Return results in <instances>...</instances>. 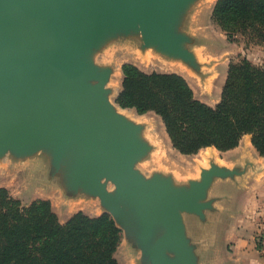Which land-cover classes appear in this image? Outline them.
<instances>
[{
  "label": "water",
  "instance_id": "1",
  "mask_svg": "<svg viewBox=\"0 0 264 264\" xmlns=\"http://www.w3.org/2000/svg\"><path fill=\"white\" fill-rule=\"evenodd\" d=\"M190 1L0 0V159L44 151L53 167L73 159L67 171L60 164L55 170L62 173H52L62 182L71 174L73 186L99 193L112 184L118 200L108 207L122 230L115 203L133 210V238L141 229L150 234L156 223L166 229L156 241L142 239L149 264H196L182 213L209 208L216 173L207 171L189 190L140 174L136 158L147 147L139 129L107 98L109 73L99 74L86 55L105 34L139 26L147 44L188 57L172 25Z\"/></svg>",
  "mask_w": 264,
  "mask_h": 264
},
{
  "label": "rangeland",
  "instance_id": "2",
  "mask_svg": "<svg viewBox=\"0 0 264 264\" xmlns=\"http://www.w3.org/2000/svg\"><path fill=\"white\" fill-rule=\"evenodd\" d=\"M217 2L191 0L173 21L174 34L183 37L182 48L189 52L186 58L170 54L155 43L147 44L139 26L116 29L105 34L86 55L87 61L97 68L99 74L109 73L107 98L120 114L139 129L137 137L147 147L136 158L135 169L140 174L147 179L161 177L177 189L189 190L195 182L202 180L207 171L216 173L206 199L210 209L203 210L201 215L182 213L184 233L190 247L194 249L196 264L204 263L200 261L202 257L198 254L195 242L212 235L205 230L203 222H206L208 213L216 210L215 203L219 199L211 197L215 184V191L231 194V201L237 200V207L247 212L246 216L254 227L253 237L257 249H260V254L264 253V213L258 214L261 208L264 210V156L253 146L250 134L243 137L240 148L234 152L223 154L214 147H208L197 154H182L174 148L165 124L157 113H140L135 108H123L118 103V97L123 89L124 66L130 64L147 74L174 73L182 76L198 100L214 107L221 101L231 62L247 57L256 65L264 64L263 40L254 34L239 33L230 37L214 19ZM18 155L22 156L23 152ZM19 160L22 158L0 159V185L8 183L10 193L22 196L24 205H30L29 201L38 199L46 191L49 193V183L59 186L56 180L50 182L48 176L60 172L55 170L60 164L63 165L62 169L73 164L72 158L66 164L56 160L54 167L49 164V159L41 156L26 162ZM6 163H10L9 171H2L1 167H5L3 164ZM63 170L67 171L65 168ZM78 203V200L72 202L75 205L73 211L79 209ZM96 203L87 210L89 214L99 213ZM59 206L64 208L63 204ZM114 207L119 212L117 220L123 227L121 244L116 254L118 261L120 264H149L148 255L143 258L142 239L156 241L164 235L165 227L156 223L150 234L146 235L141 229V233L137 232L133 238L137 228L133 210L121 203H115ZM125 234L133 238V242ZM247 236L243 233L241 237L246 239ZM220 254L225 257L226 252L223 250Z\"/></svg>",
  "mask_w": 264,
  "mask_h": 264
},
{
  "label": "trees",
  "instance_id": "3",
  "mask_svg": "<svg viewBox=\"0 0 264 264\" xmlns=\"http://www.w3.org/2000/svg\"><path fill=\"white\" fill-rule=\"evenodd\" d=\"M214 19L230 37L254 34L264 42V0H218ZM124 75L119 105L157 113L180 153L208 147L227 152L250 134L264 156V64L247 57L231 62L214 107L198 100L180 75L147 74L130 64ZM121 239L122 229L108 213L79 212L61 223L49 200L24 205L0 188V264H120Z\"/></svg>",
  "mask_w": 264,
  "mask_h": 264
},
{
  "label": "crops",
  "instance_id": "4",
  "mask_svg": "<svg viewBox=\"0 0 264 264\" xmlns=\"http://www.w3.org/2000/svg\"><path fill=\"white\" fill-rule=\"evenodd\" d=\"M240 146L241 144L233 150L221 153L226 154L234 152L238 150ZM46 154L47 153H44V151H38L37 153L30 154L28 157L19 161L26 162L39 158V156L47 158ZM6 158L14 157L8 153L2 160ZM8 164L10 165V163L3 164L5 167H1V170L9 171ZM48 179L49 181L56 180L59 186L55 187L53 183H49V186L51 187L49 189V193L46 191V194L38 197V199L29 201L28 203L30 204L39 199L49 200L61 223H66L79 212H82L90 217H99L104 213L114 216L113 211L108 207V205L112 204V200H118L117 194L115 193V187L112 184H107L105 191L99 193L84 185L73 186L71 182V174L67 176V183L64 181L62 182L61 177L57 174L52 176L49 175ZM9 181L10 179L7 180V182ZM1 187H5L9 190L8 183H2L0 185V188ZM214 187L211 190V192L213 191L211 197H213V199H219L215 203L216 210L215 212L208 213L206 222H203L205 230L210 231L212 235L208 236V238H201V241L197 240L195 242L198 254L202 257L200 261L204 264H264V253L260 254L258 251L260 249H257L258 247L256 246L255 239L253 237L254 227H252L253 224L246 216L247 212L244 210L242 211V208L237 207V200L234 202L231 201V194L224 192L219 193V191L214 190ZM14 197L25 202L22 196ZM77 200L79 201V209L73 211L75 205L73 206L72 202H76ZM215 201L216 200H214V202ZM94 203L97 204L99 213L89 214L87 210L93 207L92 204ZM59 204H63L64 208L61 206L58 207ZM260 212L263 214L264 210L261 208V211H258V214H260ZM252 219L254 220V218ZM116 224L118 225V223ZM243 233L248 235L246 239L241 237ZM248 233L251 236H249ZM225 244L229 245L230 248ZM224 246L226 247L224 248ZM223 250L226 252L225 257L220 254V251L223 252Z\"/></svg>",
  "mask_w": 264,
  "mask_h": 264
},
{
  "label": "bare ground",
  "instance_id": "5",
  "mask_svg": "<svg viewBox=\"0 0 264 264\" xmlns=\"http://www.w3.org/2000/svg\"><path fill=\"white\" fill-rule=\"evenodd\" d=\"M129 116V115H128ZM128 116H127V118H128Z\"/></svg>",
  "mask_w": 264,
  "mask_h": 264
}]
</instances>
